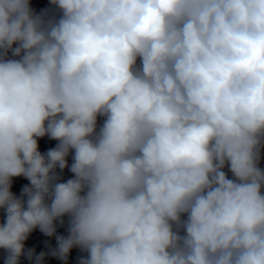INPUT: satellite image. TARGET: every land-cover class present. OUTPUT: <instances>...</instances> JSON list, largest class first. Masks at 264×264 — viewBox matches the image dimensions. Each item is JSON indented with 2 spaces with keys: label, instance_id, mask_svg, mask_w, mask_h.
Returning <instances> with one entry per match:
<instances>
[{
  "label": "clouds",
  "instance_id": "9594fccd",
  "mask_svg": "<svg viewBox=\"0 0 264 264\" xmlns=\"http://www.w3.org/2000/svg\"><path fill=\"white\" fill-rule=\"evenodd\" d=\"M49 3L0 0L4 264H264V0Z\"/></svg>",
  "mask_w": 264,
  "mask_h": 264
},
{
  "label": "water",
  "instance_id": "95a60500",
  "mask_svg": "<svg viewBox=\"0 0 264 264\" xmlns=\"http://www.w3.org/2000/svg\"><path fill=\"white\" fill-rule=\"evenodd\" d=\"M32 8L40 13L45 9H52V5L49 3V0H30ZM54 11V10H53ZM10 55V54H9ZM103 119L100 118L98 123H102ZM58 142L55 140L49 139L47 136L38 139L39 150L41 153H46L49 149L54 148ZM68 159L69 165L72 163V155L70 154ZM261 168H264V159L261 161ZM227 171V169H225ZM57 172L59 170L57 169ZM61 182H65L68 179L72 178L73 174L66 168L62 173H59ZM229 177L231 178V174L229 173ZM25 185H29V181L24 177H14L11 191L17 197H20L21 191ZM5 219V213L3 209H0V222H3ZM65 223L64 225H60L57 222V235L67 236L68 234V218L64 217ZM25 249H34L36 254L40 252L48 253L51 249L56 248L57 241L55 236L48 237L39 231V229H35L30 235L29 238L24 242ZM7 253L0 249V264H4ZM82 256H86V253L81 252L78 248H73L70 251L68 256L67 264H80V258ZM20 264H34V261H29L25 256L20 258ZM43 264H65V262L52 257L51 255H46Z\"/></svg>",
  "mask_w": 264,
  "mask_h": 264
}]
</instances>
